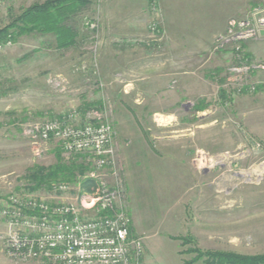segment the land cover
Masks as SVG:
<instances>
[{"label": "rangeland", "instance_id": "obj_1", "mask_svg": "<svg viewBox=\"0 0 264 264\" xmlns=\"http://www.w3.org/2000/svg\"><path fill=\"white\" fill-rule=\"evenodd\" d=\"M43 1L3 0L0 28L24 8ZM230 1L237 2L221 0L220 10L231 11ZM100 2L94 0V5L85 9L84 20L81 17L74 21L79 30L84 24L91 46L58 51L42 44L48 37L36 34L22 36L10 45L6 44L8 40L0 42V175H4L0 180L7 186L4 193L6 196L10 192L32 194L47 202L79 205L84 193L91 195L97 191L95 178L90 177L95 172V177L112 189L120 185L114 202L125 208L142 232L140 236L130 233V237H139L143 242L142 264H183L190 259L193 254L182 252L189 246L199 247L197 239H201V229L217 227L195 224V218L220 219L221 250L215 251L264 254V197L258 198L261 193L256 190L264 187V123L260 128H251L244 119V110L257 109L264 101H258L257 91L231 93L226 102L220 100V91L231 90L235 78L239 77L234 69L237 67L234 48L238 42L232 38L233 22L248 19L252 25L257 23L258 17L264 16V4L247 8L239 18H229L224 31L213 36L210 48H173L167 54L163 48L166 32L161 1L147 0L146 32L133 38L134 44L144 48L121 49L125 52L123 64L103 79L98 61ZM256 8L260 11L255 12ZM92 23L95 26L91 27ZM247 42H264V31L253 39L239 42L243 55L249 60L261 61L244 49ZM27 53V58L17 61ZM146 53H152L155 58L168 55L175 70L167 79L170 93L178 92L181 86L187 90L184 95L179 93L182 99L171 113V123L165 121L167 113L142 112L147 100L142 90L151 85L141 76L147 62L140 66L135 58L141 54L147 60ZM219 53L224 62L216 60ZM260 58L264 60V56ZM212 66L219 68L213 80L205 77ZM97 75L101 78L98 83L94 78ZM251 75L256 77L254 73ZM179 76H184V80L179 81ZM98 100L103 107L96 110L113 130L110 149L114 167L107 165L98 169L91 165V171L85 174L90 178L89 185L70 183L64 192L45 186L29 190L26 179L29 169L36 165H54L58 144L37 141L34 145L24 129L62 112H79L84 103L94 102L96 106ZM174 100L173 97L172 103ZM155 102V107L164 105L163 98ZM197 104L206 108L193 111ZM260 114L264 116V112ZM80 116L86 121V115L83 117L80 113ZM181 135L182 140L168 139ZM164 137L167 139H157ZM61 156L65 161L72 158L63 151ZM245 188L252 189L248 192ZM0 230V264H56L10 257L4 248L9 229L5 225ZM189 237L193 242L183 245L182 238Z\"/></svg>", "mask_w": 264, "mask_h": 264}, {"label": "built area", "instance_id": "obj_2", "mask_svg": "<svg viewBox=\"0 0 264 264\" xmlns=\"http://www.w3.org/2000/svg\"><path fill=\"white\" fill-rule=\"evenodd\" d=\"M233 25L232 38L238 42L234 48L237 65L234 69L239 77L231 90L225 89L228 98L231 93L252 94L264 87V61L249 60L239 46L240 40L253 39L264 31V16H259L254 26L248 19ZM6 44L10 45V40ZM85 115L87 119L83 121L76 110L62 112L29 125L24 133L34 145L37 141H55L67 155L83 154L98 169L114 167L110 123L97 110ZM90 177L96 179L93 181L97 191L91 195L84 193L79 205L47 202L32 194L10 192L0 208L9 229L4 240L7 255L21 261L44 260L56 264H142L143 242L139 237H130L131 219L125 208L114 202L120 185L112 189L98 180L95 172ZM69 188L70 184L65 182L52 184L53 191L64 192Z\"/></svg>", "mask_w": 264, "mask_h": 264}, {"label": "crops", "instance_id": "obj_3", "mask_svg": "<svg viewBox=\"0 0 264 264\" xmlns=\"http://www.w3.org/2000/svg\"><path fill=\"white\" fill-rule=\"evenodd\" d=\"M100 44L98 61L100 66V72L102 78L104 79L107 74L115 71L123 64L125 53L121 49H143L144 46L141 44H134L133 38L137 36H143L147 25L149 22V14L147 12V0H100ZM161 6L163 8V25L165 34V40L163 41V48L169 53L168 50L173 48L179 49H207L212 45L213 36L219 32H223L226 26V22L229 18H239L244 15L245 10L251 8L254 5L264 4V0H237V2L230 1L232 10H220L221 0H160ZM81 27V33L84 36L86 33V27ZM137 37V38H139ZM89 45L86 38H80L78 44L73 47L75 49L86 48ZM244 49L249 55L256 59L264 61L260 56H264V42H247L244 44ZM145 50V49H144ZM148 55L147 60L142 58L141 54H136L138 57L135 58L136 64L143 66L145 61L148 64L147 69L141 73L149 81V85L145 91L142 90V95L147 97L145 107L142 112L147 111L148 114H159L167 113L165 116V121L172 122L171 117L173 116V109L178 106L179 101L182 99L181 95L186 93V88L181 86V88L176 93H170L167 90V79L168 76L175 71L171 66V60L168 59V55L163 58H155L152 53H146ZM131 55V54H130ZM122 59V60H121ZM224 57L222 53L216 55V60L223 61ZM78 60V61H77ZM78 64L80 62L79 58L76 59ZM144 62V63H143ZM224 62V61H223ZM143 63V64H141ZM158 67H162L159 68ZM143 68V67H142ZM182 73V71L180 72ZM183 72L182 74H184ZM219 73V68L212 66L205 77L213 80ZM138 74V73H137ZM255 75V74H254ZM184 76H179L177 79L184 80ZM219 79V78H218ZM218 79L215 80L218 82ZM151 82V83H150ZM216 82V83H217ZM222 82V79H219ZM218 82V83H219ZM217 83V84H218ZM148 85V86H149ZM181 93V95H179ZM184 95V94H183ZM256 98L258 101H264V87L258 88L256 93ZM143 97V98H144ZM174 97V103H172V98ZM163 98V107L157 105L155 107L154 102L156 99ZM166 98L168 102L166 101ZM171 99V100H170ZM221 102L225 101L220 96ZM156 103V102H155ZM140 105V104H138ZM264 105L255 108L254 110L245 111L244 119L249 127L260 128L264 123V116L260 113L264 112ZM257 124V126H256ZM154 137V136H153ZM184 136L179 138L171 137L168 139H183ZM159 140L167 139L157 138ZM174 141V140H171ZM182 158V157H181ZM4 175H0V178ZM7 186H4L3 182L0 180V208L6 198L4 193ZM246 190L252 188H245ZM260 194L258 198L264 197V187L257 188ZM249 190L248 192H250ZM256 193V192H254ZM263 193V194H262ZM250 198V195L248 196ZM130 224V233L142 235V232L137 228L136 224L133 222L132 216ZM231 219L230 221H234ZM195 224L201 223L204 225H215L217 227L211 229H205L203 227L201 239L198 246L202 249L209 250H219V240L222 236L219 225L221 221L218 217L207 219H194ZM3 225V226H2ZM4 228V221L0 216V229ZM1 231V230H0ZM144 233V232H143ZM229 236V234H227ZM230 237V236H229ZM232 239V237H231ZM148 247V246H147ZM221 250V249H220Z\"/></svg>", "mask_w": 264, "mask_h": 264}, {"label": "trees", "instance_id": "obj_4", "mask_svg": "<svg viewBox=\"0 0 264 264\" xmlns=\"http://www.w3.org/2000/svg\"><path fill=\"white\" fill-rule=\"evenodd\" d=\"M89 5H94V0H44L43 2H35L24 8L8 24L0 28V42L10 40L11 43H15L22 36L36 34L48 37L42 44L58 51L75 47L80 38L83 37L91 46L90 35L85 33L83 36L79 26L74 22L81 17L84 20L86 14L83 13ZM28 56L27 53L17 61H22ZM94 78L97 83L101 81L98 75ZM220 96L229 100L225 90L220 91ZM94 104V102H88L80 107L79 112L83 117L88 111L102 110L101 100L96 102V106ZM205 108V105L197 104L193 111ZM22 120L24 121L25 118ZM57 144L58 151L54 165L48 167L36 165L29 169L26 175L29 190L33 191L42 186L52 190V184L57 182L89 185L90 178L86 177L85 174L91 171V163L87 162L86 156L78 153L65 161L61 156L62 149L59 143ZM191 242H193V238H182L183 245ZM182 253L193 254L190 259L183 261V264H193L198 261L204 264H264V254L243 255L230 251L203 250L196 245L189 246Z\"/></svg>", "mask_w": 264, "mask_h": 264}]
</instances>
